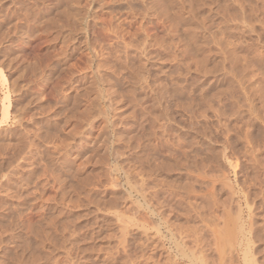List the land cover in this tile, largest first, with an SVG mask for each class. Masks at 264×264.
<instances>
[{"label":"rangeland","instance_id":"1","mask_svg":"<svg viewBox=\"0 0 264 264\" xmlns=\"http://www.w3.org/2000/svg\"><path fill=\"white\" fill-rule=\"evenodd\" d=\"M11 1L0 0V264H187L182 247L191 264H243L246 245L252 258L264 255V5L254 12L247 0L207 1L194 9L192 44L176 15L189 16L188 0L183 8L154 0L144 22L156 39L147 40L152 62L138 75L130 69L141 59L130 69L84 70L87 48L48 75L42 65L60 39L41 28L22 34ZM100 1L87 37L112 65L121 43L99 26L109 17L102 8L116 2ZM223 20L230 27L211 35ZM227 38L231 47L220 49ZM84 71L106 79L74 83ZM44 128L49 143L37 135Z\"/></svg>","mask_w":264,"mask_h":264},{"label":"bare ground","instance_id":"2","mask_svg":"<svg viewBox=\"0 0 264 264\" xmlns=\"http://www.w3.org/2000/svg\"><path fill=\"white\" fill-rule=\"evenodd\" d=\"M25 1H27V0H18V5H20L19 7V11H21V15H20V13L18 12L17 14L18 15H20L19 16V18H17V20H19L20 18H21V20H22V22H18V24H24V29L22 28V34H24V35H27V37L31 34V33H29L31 30L33 31V30H37L38 28H41V30H43V31H45V29H48L49 30V32H50V30H52L54 33H56V34H54V35H56V36H51V38H53L54 39V37H58L59 39H60V42H61V47L59 48V50L54 54V59L52 60V62L50 63L49 61L48 62H44V65H42V67L44 66V68L46 67L47 69H46V73H47V71H48V75H50L49 73H52V72H50V70L52 69H54V68H56V66H58V65H60V64H62V63H64V62H66L68 59H69V57L75 52L76 53V51H80L82 48L83 49H85V48H87V49H89V51L90 52H87V53H84L85 54V58H81V59H83V64H84V68H83V66L82 67H80L81 65L79 64V67L80 68H83L84 70H86L85 68H92V67H97V68H99V67H103L104 68V66L105 67H109V66H113L112 68H114V66L116 67V66H119V67H121L122 69H130L131 68V66L133 65V61L134 60H139V62H140V59L141 60H144V61H142V64L141 63H139V64H141L140 66H138L136 69H134L133 68V66H132V68L130 69V71H132L133 72V74H136V75H138L139 74V69H143V68H145V64H146V62H149L150 63V60L152 59V56H150V50H148V45H147V40L149 39V40H153V38H154V35L153 34H150L149 33V31L147 30V27H146V25L144 24V22L147 20V19H150V18H147V16H148V11H149V9L150 8H153L154 9V7H156V6H154L153 4H154V0H114V2H116V5L115 6H112V7H108L107 5V7H103L102 9H105V8H107L108 10H107V12H108V14H106V11H105V14L106 15H109V17L107 18V19H103V20H101V22L102 23H104V25L103 24H101L99 27H102L103 29H105V31L108 33L109 32V34L111 33V34H113V36L115 37V38H117V40L119 41V43H121V44H119V43H116L115 42V44H119V46H120V50H118V53L114 56V60H115V62H113L114 64H108V62L109 61H107L106 60V58L108 57V56H110V55H108L107 57H105V54L103 55L102 54V52H98V51H93V50H91V46H93L94 47V45H92L93 44V42L89 39V37H87V34H88V32L91 30V28L94 26L95 27V24H97L96 22H95V20H94V18H95V16L93 15L92 16V12H94V9L95 8H97V6L95 5V4H98V2H101L100 0H85V2L83 3V4H79V2L81 1V0H29V2L28 3H24ZM157 1V2H156ZM207 1H215V0H188V4H189V7H188V11L187 12H189V16L187 15V16H184L182 13H180V12H176V15H177V18H178V20H179V22L180 23H182V25L184 26L185 25V30H186V37H189L190 39H191V41L190 42H192V44L193 43H195L196 41V39H194L195 37H197V36H195L196 34H195V24H194V22H192V18L193 17H195V15H196V13L194 12V9L195 8H198V7H207V9H208V6H206V2ZM218 1V0H217ZM227 1H229V0H227ZM234 1V0H233ZM244 1H246V0H244ZM13 2H15V0L13 1H11V3H13ZM103 2V1H102ZM101 2V3H102ZM155 2L156 3H158V0H155ZM160 2V1H159ZM247 2H249V3H246V2H244L245 4H247V5H250V10H252L251 8H253V10H254V12H257V8H258V6H263L264 5V0H247ZM251 2V3H250ZM134 3H139L140 4V8H137V9H140V11L139 10H137L136 9V7L134 6ZM156 3H155V5H156ZM166 3H168L169 5H171V6H174V4H176V5H179L180 4V6H182L183 4V0H167L166 1ZM216 3V2H215ZM229 3V2H228ZM234 3V2H233ZM238 3V2H237ZM241 3V2H240ZM167 4V6H169ZM235 4V3H234ZM239 4V3H238ZM14 5V7H15V4H13ZM18 5H16L17 7H18ZM101 5V4H100ZM103 5H105V4H103ZM158 5H160V4H158ZM166 5V4H165ZM175 5V6H176ZM211 5H213L212 3H210V5L209 6H211ZM217 5H218V3H217ZM216 5V6H217ZM220 6H221V4H219ZM218 5V7H220ZM3 6V5H2ZM154 6V7H153ZM239 6H241V5H239ZM11 7H12V5H11ZM10 7V11H14V9L13 8H11ZM160 7V6H159ZM179 7V6H178ZM185 7V6H184ZM1 8V7H0ZM16 8V7H15ZM161 8H162V4H161ZM181 8V7H180ZM182 8H183V6H182ZM211 7H209V10H211L210 9ZM223 8V7H222ZM237 8V7H236ZM248 8V9H249ZM202 9H204V8H202ZM212 9H213V7H212ZM215 9V8H214ZM246 9V8H245ZM247 9V10H248ZM221 10V9H220ZM234 10V9H233ZM238 10V9H237ZM249 10V11H250ZM252 10V11H253ZM9 11V12H10ZM96 11V10H95ZM121 11H122V14H123V11H124V14L123 15H125V16H120V15H122L121 14ZM164 11V10H163ZM177 11H180V10H177ZM207 11V10H206ZM252 11H250L251 13H252V15H253V12ZM9 12H8V10H7V13H6V15L7 14H9ZM170 12V11H169ZM172 12V11H171ZM209 12V11H208ZM213 12V11H212ZM2 13V12H1ZM119 13H120V15H119ZM164 13V12H163ZM194 13H195V15H194ZM214 14H215V12H213ZM224 13H226V12H224ZM230 12H228L227 14H229ZM234 13V12H233ZM236 13V12H235ZM250 13V14H251ZM94 14V13H93ZM95 14H97V12L95 13ZM10 15V14H9ZM9 15H7V16H9ZM18 15H16L17 17H18ZM171 15V14H170ZM203 15V14H202ZM218 14H216V15H213V16H217ZM235 15V14H234ZM233 15V16H234ZM237 15V14H236ZM6 16V17H7ZM167 16V15H166ZM204 16V15H203ZM205 16H206V14H205ZM209 16H210V14H209ZM212 16V15H211ZM212 16V17H213ZM171 17V16H170ZM208 17V16H207ZM221 17V16H220ZM248 17V16H247ZM258 17V16H257ZM99 18V17H98ZM97 18V19H98ZM102 18V17H101ZM169 18V17H168ZM176 18V19H177ZM206 18V17H205ZM217 18V17H216ZM96 19V20H97ZM137 19H139V22H138V24H137V26H135V27H133V24L136 22V20ZM172 19V18H171ZM200 19V18H199ZM224 19V18H223ZM255 19H256V17H255ZM254 19V20H255ZM260 19V18H259ZM1 20V19H0ZM153 20V19H152ZM204 20V19H203ZM213 20V19H212ZM222 20V19H221ZM226 20H228V19H226ZM257 20V19H256ZM255 20V21H256ZM3 21V20H2ZM98 21V20H97ZM150 21H151V19H150ZM154 21V20H153ZM224 21V20H223ZM221 22V24L220 25H218V27H216V31H215V29L213 30V31H211V29L209 30L210 31V33H211V35H213V36H215V35H218V33L220 32V33H222V35H223V33H224V30H225V28L224 27H228V26H226L227 25V22L225 23V21L224 22ZM239 21H240V19H239ZM238 21V23H240ZM252 21V20H251ZM259 21V20H258ZM192 22V23H191ZM257 22V21H256ZM255 22V23H256ZM261 22V21H260ZM218 23V22H217ZM229 23V22H228ZM17 24V25H18ZM22 24V25H23ZM226 24V25H225ZM256 24H258V23H256ZM179 25V24H178ZM21 26V25H20ZM97 26H98V24H97ZM96 26V27H97ZM206 26V25H205ZM255 26V25H254ZM2 27V26H1ZM22 27V26H21ZM133 27V28H132ZM230 27V26H229ZM7 28V27H6ZM178 28V27H177ZM206 28H208L207 26H206ZM235 28V27H234ZM5 29V28H4ZM8 29H9V27L7 28V31H8ZM97 29V28H96ZM95 29V30H96ZM99 29V28H98ZM101 29V28H100ZM236 29V28H235ZM1 30V29H0ZM47 30V31H48ZM102 30V29H101ZM184 30V29H183ZM240 30V29H239ZM6 31V30H5ZM4 31V32H5ZM238 31V30H237ZM2 32H3V30H2ZM3 32V33H4ZM41 32V31H40ZM98 32L99 31H97V35H99L98 34ZM239 32V31H238ZM243 32H245V31H243ZM6 33V32H5ZM4 33V34H5ZM101 33H103L102 31H101ZM0 34H1V32H0ZM7 34V33H6ZM33 34V33H32ZM35 34V33H34ZM38 35V34H37ZM221 35V36H222ZM0 36H2L1 38L2 39H4L3 38V35L1 34ZM167 36V35H166ZM225 36V35H224ZM7 37V36H6ZM31 37H33V36H31ZM100 37V36H99ZM113 37V38H114ZM185 37V36H184ZM223 37V36H222ZM221 37V39H224V38H222ZM226 37V36H225ZM91 38V37H90ZM188 38V39H189ZM250 38V37H249ZM2 39L0 40V41H2ZM52 39V40H53ZM110 39V38H109ZM155 39V38H154ZM189 39V40H190ZM219 39V38H218ZM247 39V38H246ZM156 40V39H155ZM160 40V39H159ZM199 40V39H198ZM224 40H226V39H224ZM224 40H222V41H219V44H220V49H224L227 45L229 46V45H231V42H230V44H227L226 45V43L225 42H229V41H231L230 39H228L227 38V41H224ZM238 40H239V38H238ZM244 40V39H243ZM252 40V39H251ZM5 41V40H4ZM3 41V42H4ZM95 41V40H94ZM115 41V40H114ZM208 41V40H207ZM240 41V40H239ZM261 41V40H260ZM211 42V41H210ZM245 42V41H244ZM153 43V42H152ZM164 43V42H163ZM235 43V42H234ZM251 43V42H250ZM255 43V42H254ZM9 44V43H8ZM241 44H242V42H241ZM245 44V43H244ZM248 44H249V41H248ZM114 44H112V46H113ZM152 45H155V44H152ZM167 45V44H166ZM224 45H226V46H224ZM235 45V44H234ZM238 45V44H237ZM240 45V44H239ZM238 45V46H239ZM191 46V45H190ZM196 46H198V44L196 45ZM201 46H202V44H201ZM205 46H206V44H205ZM241 47H244V46H246V45H244V46H242V45H240ZM240 46H239V48H240ZM251 46V45H250ZM117 47V46H116ZM229 47H231V46H229ZM249 47V46H248ZM104 48V47H103ZM115 48V47H114ZM234 48V47H233ZM250 48H256V47H250ZM86 49V50H87ZM96 49V48H95ZM117 49V48H116ZM192 49V48H191ZM206 49H208V48H206ZM241 49V48H240ZM243 49H245V47L243 48ZM242 49V50H243ZM248 49V48H247ZM247 49L245 50V51H247ZM113 50V49H112ZM129 50H132L133 51V55L131 56L130 55V53H129ZM153 50V49H152ZM200 50V49H199ZM209 50V49H208ZM224 50H226V49H224ZM230 51H232L231 50V48L229 49ZM4 51V50H3ZM2 51V49H1V51L0 52H3ZM109 51V50H108ZM222 52H223V50H221ZM229 51V52H230ZM234 51H236V50H234ZM244 51V50H243ZM250 51H252V50H250ZM254 51V50H253ZM253 51H252V53H253ZM257 51H258V49H257ZM257 51H255L254 53H257ZM110 52V51H109ZM116 52V51H115ZM155 52V51H154ZM227 53V54H229L230 55V53ZM239 52V51H238ZM261 52V51H260ZM112 53V52H111ZM114 53V52H113ZM112 53V54H113ZM220 53V52H219ZM233 53V52H232ZM248 53V52H247ZM250 53V52H249ZM110 54V53H109ZM111 54V55H112ZM115 54V53H114ZM113 54V55H114ZM152 54V53H151ZM233 54H235V52L233 53ZM242 54V53H241ZM2 55V54H1ZM0 55V56H1ZM4 55V54H3ZM46 55V54H45ZM48 55V54H47ZM225 55V54H224ZM243 55V54H242ZM5 56V55H4ZM221 56V55H220ZM235 56V55H234ZM238 56V55H237ZM245 56V55H244ZM250 56V55H249ZM253 56H257L256 54L254 55L253 54ZM259 56V55H258ZM2 57V56H1ZM112 57V56H111ZM251 57V56H250ZM3 58V57H2ZM233 58V57H232ZM241 58H243V59H246V58H244V57H241ZM252 58V57H251ZM44 59V58H43ZM52 59V58H51ZM211 59V58H210ZM228 59V58H227ZM234 59H235V57H234ZM243 59H242V62H243ZM259 59L260 58H257V60L259 61ZM237 60V59H236ZM248 60V59H247ZM252 60V59H251ZM35 61V60H34ZM45 61V60H44ZM230 61H231V59H230ZM238 61V60H237ZM246 61V60H245ZM261 61V60H260ZM8 62V61H7ZM74 62V61H73ZM151 62H152V60H151ZM154 62V61H153ZM229 62V61H228ZM233 62V61H232ZM248 62V61H247ZM48 63V64H47ZM76 63V62H75ZM110 63V62H109ZM138 63V62H137ZM204 63V62H203ZM252 63H254V62H252ZM260 63V62H259ZM8 64V63H7ZM33 64V63H32ZM36 64V63H35ZM76 64H78V63H76ZM75 64V65H76ZM108 64V65H107ZM135 64V63H134ZM234 64H235V62H234ZM34 65V64H33ZM33 65H32V68H33ZM38 65V64H37ZM46 65V66H45ZM204 65V67H205V63L203 64ZM238 65V64H237ZM251 65V64H250ZM260 65V64H259ZM36 66V65H35ZM78 66V65H77ZM76 66V67H77ZM264 66V65H263ZM36 67H38V66H36ZM41 67V66H40ZM59 67V66H58ZM66 67V66H65ZM223 67V66H222ZM68 68H71V67H68ZM78 68V67H77ZM79 68V69H80ZM33 69H35L36 70V68L34 67ZM72 69V68H71ZM108 69V68H107ZM115 70L117 69V68H114ZM113 69V70H114ZM205 69V68H204ZM209 69V68H208ZM211 69V68H210ZM264 69V68H263ZM34 70V71H35ZM40 70H43V69H40ZM51 70V71H52ZM59 70V69H58ZM67 70H69V69H67ZM75 70V69H74ZM82 70V69H81ZM118 70V69H117ZM216 70H218V69H216ZM230 70V69H229ZM37 71H39L38 69H37ZM36 71V72H37ZM45 71V70H44ZM87 71V70H86ZM106 71V70H105ZM127 71V70H126ZM205 72H207L206 70H204ZM64 72V71H63ZM68 72V71H67ZM71 72V74H73L72 73V71H69L68 73H70ZM98 72V71H97ZM146 72V71H145ZM148 72V71H147ZM222 72V71H221ZM257 72V71H256ZM35 73V72H34ZM38 73H40V72H38ZM45 73V74H46ZM209 73V72H208ZM41 74V73H40ZM42 74H44L43 73V71H42ZM41 74V75H42ZM66 74V73H65ZM115 74V73H114ZM48 75L46 76V75H44V76H46V78L48 77ZM61 75H63L62 73H61ZM68 75V74H67ZM76 75V74H75ZM141 75V74H140ZM222 75H223V73H222ZM225 75V74H224ZM227 75H229V74H227ZM43 76V75H42ZM69 76V75H68ZM60 77V76H59ZM58 77V78H59ZM63 77H65V75L63 76ZM62 77V78H63ZM72 77V76H71ZM113 77V76H112ZM223 77V76H222ZM1 78V77H0ZM45 77H43V79H44ZM46 78H45V80H46ZM66 78V77H65ZM68 78V77H67ZM122 78V77H121ZM105 79H106V77H104L103 76V73H100L99 75H88L87 74V72H83V74L81 75V77H79V79H78V77L76 78V79H73V82L74 83H76V84H78V85H80V84H82V83H88V84H90L89 85V87L91 86V85H94L95 83H101V82H103V81H105ZM135 80H137V78H134ZM54 80V79H53ZM107 81V80H106ZM129 81V80H128ZM131 81V80H130ZM64 82V81H63ZM73 83V84H74ZM113 83V82H112ZM64 83H62V85H63ZM55 86H56V84H55ZM136 86V85H135ZM143 86V85H142ZM75 87V86H74ZM72 88V87H71ZM59 89V88H58ZM76 89V88H75ZM85 89V88H84ZM182 89V88H181ZM76 92V91H75ZM127 92V91H126ZM82 93V92H81ZM223 93V92H222ZM225 93V92H224ZM231 93V92H230ZM74 94V93H73ZM6 95L8 96V94L6 93ZM87 95V94H86ZM231 95V94H230ZM234 97V96H233ZM8 97H6V99H7ZM33 99V98H32ZM8 101V100H7ZM60 102V101H59ZM58 102V103H59ZM62 103V102H61ZM60 103V104H61ZM192 103V102H191ZM8 104V103H7ZM193 104V103H192ZM7 106V105H6ZM5 106V107H6ZM19 106V105H18ZM16 107V106H15ZM21 109V108H20ZM2 110H3V108H2ZM7 110V109H6ZM4 112V111H3ZM2 113V112H1ZM64 113V112H63ZM4 114V113H3ZM18 114V113H17ZM5 115V114H4ZM59 115H62V114H59ZM64 115V114H63ZM62 115V116H63ZM72 115V114H71ZM57 116H58V114H57ZM65 116V115H64ZM69 116V115H68ZM264 116V115H263ZM55 117V116H54ZM19 118H21V117H19ZM40 123V122H39ZM45 123H47V122H45ZM64 123V122H63ZM37 124V123H36ZM44 124V123H43ZM42 124V125H43ZM45 125V124H44ZM62 124H60V126H61ZM40 127H41V125H39ZM58 126V125H57ZM38 127V126H37ZM46 127V126H45ZM1 128V127H0ZM39 128V127H38ZM36 129V128H35ZM40 129H42V128H40ZM37 130H39V129H37ZM45 130V131H44ZM44 130H42V131H44V132H42L41 134H37L38 135V137H39V140L41 139L43 142H47V141H49L50 142V140H48V139H50V138H48L49 137V132H47L48 131V129L46 130L45 128H44ZM25 131V130H24ZM40 131V130H39ZM1 132V131H0ZM6 132V131H5ZM20 133V132H19ZM67 133H69V132H67ZM66 133V134H67ZM2 134V133H1ZM6 134V133H5ZM11 134V133H10ZM8 135H9V133H8ZM8 135H6V136H8ZM13 135V134H12ZM18 135V134H17ZM21 136H22V134H20ZM24 135V134H23ZM1 136V135H0ZM3 136H4V133H3ZM64 136V135H63ZM2 137V136H1ZM10 137V136H9ZM15 137V136H14ZM18 137H20V136H18ZM17 137V138H18ZM24 137V136H23ZM6 138V137H5ZM5 138H3V139H5ZM8 138V137H7ZM21 138V137H20ZM15 139V138H14ZM19 139V138H18ZM30 139H31V137H30ZM35 139V138H34ZM34 139H32V141L34 140ZM7 140V139H6ZM11 140V139H10ZM17 140V139H16ZM20 140H22V139H20ZM71 140V139H70ZM81 140H83V139H81ZM23 141V140H22ZM38 141V140H37ZM36 141V142H37ZM19 142V141H18ZM30 142H31V140H30ZM29 142V143H30ZM36 142H35V140H34V142H31V145H34L35 147H36ZM41 142V141H40ZM40 142H39V144H40ZM49 142H47V143H49ZM61 143H62V141H60ZM2 143V142H1ZM27 144L29 147H32L33 148V146H31L30 144ZM2 144H4V143H2ZM42 144H44L45 145V143H42ZM65 144V143H64ZM61 145V144H60ZM38 146V149H39V145H37ZM47 146V145H46ZM11 147V146H10ZM43 147V146H42ZM61 147H64V146H62L61 145ZM60 147V148H61ZM2 148H4V147H2ZM47 148V147H46ZM15 149V148H14ZM37 148H36V150H38ZM5 150V149H4ZM21 150V149H20ZM35 150V151H36ZM61 150H62V148H61ZM17 151V150H16ZM19 151V150H18ZM29 151V150H28ZM21 152V151H20ZM60 152V151H59ZM30 153V152H29ZM170 154V153H169ZM181 154H182V152H181ZM12 155V154H11ZM15 156V155H14ZM11 158V157H10ZM13 158V157H12ZM15 158H16V156H15ZM187 160H188V158H187ZM18 162V161H17ZM67 163V162H66ZM191 163V162H190ZM46 165V164H45ZM29 166V165H28ZM187 166V165H186ZM19 167V166H18ZM32 167V166H31ZM22 168V167H21ZM24 168V167H23ZM44 169V168H43ZM48 169V168H47ZM45 170V169H44ZM47 171V170H46ZM49 172V171H48ZM53 172V171H52ZM52 172H50V173H52ZM54 174H55V172H54ZM1 175V174H0ZM6 175H8V174H6ZM68 176V175H67ZM259 181V180H258ZM259 184H261V182L259 183ZM263 185H264V183H263ZM263 187V186H262ZM62 188V187H61ZM259 188V187H258ZM260 188H261V186H260ZM264 188V187H263ZM263 188H261L260 189V191L258 192V194L259 193H262L264 190H263ZM9 189V188H8ZM62 191V190H61ZM3 192V191H2ZM253 193H255V192H253ZM16 194V193H15ZM1 195V194H0ZM61 195H63V194H61ZM255 196H256V193L254 194ZM262 195V194H261ZM59 196V195H58ZM258 196H260V195H258ZM257 196V197H258ZM19 198V197H18ZM62 200V199H61ZM20 213V212H19ZM16 214H17V212H16ZM21 214V213H20ZM254 215V214H253ZM258 215V214H257ZM18 216V215H17ZM20 216V215H19ZM14 217V216H13ZM25 218V217H24ZM11 219V218H10ZM29 219V218H28ZM4 220V219H3ZM8 220V219H7ZM14 220V219H13ZM69 220V219H68ZM264 220V219H263ZM264 222V221H263ZM12 223H13V221H12ZM25 223V222H24ZM253 223V222H252ZM10 224V223H9ZM31 224V223H30ZM65 224H66V222H65ZM28 225V224H27ZM256 225V224H255ZM12 226V225H11ZM258 226V225H257ZM257 226L255 227L254 226V228H255V230H253V233H254V231H255V233H261V232H259V231H264V228L262 229V230H260L261 228H257ZM6 227V226H5ZM253 227V226H252ZM259 227V226H258ZM263 227V226H262ZM26 228V227H25ZM222 228H224V227H222ZM254 228H252V229H254ZM30 229V228H29ZM39 229V228H38ZM1 230H3V227H2V229ZM7 229H5V231H6ZM17 230V229H16ZM21 230V229H20ZM225 230V229H224ZM224 230H222L221 229V234H224L223 232H224ZM22 231V230H21ZM262 231V232H263ZM19 232V231H18ZM220 233V231L218 230V235H220L219 234ZM34 234V233H33ZM46 234V233H45ZM257 234L255 235H253V236H257ZM48 235V234H47ZM46 235V236H47ZM259 235V234H258ZM264 235V232H263V234H262V236ZM45 236V235H44ZM69 236V235H68ZM73 236V235H72ZM223 235H221V236H219V237H217L218 239H217V241L219 242L218 244L220 245H222L223 243V239H221L220 237H222ZM259 236H257V238H258ZM264 237V236H263ZM17 238V237H16ZM46 238V237H45ZM223 238V237H222ZM248 238L249 237H247L246 238V241H248ZM49 239V238H48ZM57 239V238H56ZM255 239V238H254ZM260 239V238H259ZM45 240H47V238L45 239ZM216 240V239H215ZM262 240H264V239H262ZM261 240V241H262ZM42 241V240H41ZM48 241V240H47ZM53 241H55V240H53ZM63 241V240H62ZM176 241V240H175ZM65 242V241H64ZM63 242V243H64ZM177 242V241H176ZM174 242V244L179 248H181L182 246H180L178 243L179 242ZM15 243V242H14ZM61 243V242H60ZM71 243H72V241H71ZM258 243V242H257ZM58 244V243H57ZM55 245V244H54ZM183 245V244H182ZM220 245V246H221ZM66 246V245H65ZM175 246V247H176ZM257 246V245H256ZM57 247V246H56ZM254 247V246H253ZM38 248V247H37ZM177 248V249H178ZM247 248V249H246ZM262 249V248H261ZM249 247H247V245H246V247H245V250L243 249V256H242V263L243 264H263L264 263V261H263V259H264V255L263 254H261L260 253V250L258 249V251H256L255 253H258L259 255H257L256 257H253L252 258V256H249V254H247L248 252H249ZM67 251V250H66ZM177 251V250H176ZM263 251V250H262ZM46 252V251H45ZM178 252H180V255L182 254L183 256H186L187 258H188V263L187 264H191V263H193V262H195V258H194V254H193V252H191V250H190V253H187L186 251H184L183 250V247H182V249H180V251H179V249H178ZM189 252V251H188ZM67 253V252H66ZM255 253H253L254 255H255ZM23 254V253H22ZM35 255V254H34ZM66 255V254H65ZM28 256V255H27ZM37 256V255H36ZM35 257V256H34ZM34 257H32V258H34ZM229 258H230V256H228ZM5 258V257H4ZM38 258V257H37ZM231 259V258H230ZM203 260H205L204 258L201 260V261H199V262H197V264H203V263H205V262H203ZM221 260V259H220ZM27 261V260H26ZM45 261V260H44ZM230 261V260H229ZM31 262V261H30ZM65 262V261H64ZM174 262H176V261H174ZM210 262H212V261H210ZM209 262V263H210ZM16 263V262H15ZM67 263H68V261H67ZM208 262L206 263V264H209ZM232 263V262H231ZM19 264V263H18ZM69 264V263H68ZM83 264V263H82ZM177 264V263H176Z\"/></svg>","mask_w":264,"mask_h":264}]
</instances>
